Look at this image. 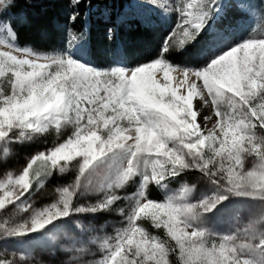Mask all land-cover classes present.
<instances>
[{"label":"snow or ice","instance_id":"6c2138e0","mask_svg":"<svg viewBox=\"0 0 264 264\" xmlns=\"http://www.w3.org/2000/svg\"><path fill=\"white\" fill-rule=\"evenodd\" d=\"M209 2L215 0L182 2L177 9L182 15L181 24L166 38L162 53L195 39L206 17L210 18L204 10ZM12 4L13 0H0V12ZM157 71L163 73L162 81ZM172 71L182 77L178 84H187V95L177 93L171 83ZM8 74L10 91L4 94L0 84V107L7 110L19 103L44 106L52 102L56 111L74 119L73 136L57 147L68 142H74V146L88 142V147L80 149L82 158L78 157L81 173L109 153L126 148L130 152L129 167L122 179L135 171L137 158L143 157L144 165L151 170L146 181H159L193 166L209 178L216 176L225 181L221 187L226 186L229 192L251 189L264 196V142L253 134L258 126L264 128V39L232 46L210 57L198 70L174 67L161 56L128 72L120 68L101 72L73 59L35 56L27 50L0 47V78ZM200 80L202 85L197 84ZM54 87L61 94L55 100ZM197 94L202 103L194 108L193 96ZM204 106L212 109L211 114H202ZM201 116L203 128L198 119ZM18 122L19 118L9 120L6 126L12 129ZM94 143L97 146L93 147ZM245 155L256 156L258 162L245 169ZM3 195L6 200L15 193ZM72 196L73 190H60L65 211L56 216L68 214ZM225 198L221 194L213 199L219 203ZM206 203L201 201L200 206ZM215 203L204 210L210 211ZM142 215L150 218L156 229L163 228V238L137 223ZM192 215L191 205L172 200L138 202L128 227L107 245L103 264H172V254L177 256L178 264H249L237 254L232 237L207 245L204 232L187 222ZM33 224L34 228L43 226L35 217ZM260 243L264 244V240Z\"/></svg>","mask_w":264,"mask_h":264},{"label":"rangeland","instance_id":"374dc122","mask_svg":"<svg viewBox=\"0 0 264 264\" xmlns=\"http://www.w3.org/2000/svg\"><path fill=\"white\" fill-rule=\"evenodd\" d=\"M133 2L150 8L174 31L182 20V15L177 9L186 0ZM204 10L210 18L206 17L207 22L203 29L208 28L214 33V38L205 46L209 58L248 40L264 39V29L256 31L257 33H244L249 15L233 0L206 3ZM11 41L12 36L7 28L0 25V47L14 49ZM61 59H73L81 63L72 51ZM115 68L125 72L132 70L123 66ZM174 74L177 72H170V76ZM10 78L11 74L0 78V84L8 89L4 94L10 91L7 83ZM157 78L162 81L163 73L157 71ZM202 83V80L197 81L198 85ZM184 91L188 93V86ZM52 93L53 100L61 95L55 87ZM193 102L194 108L200 107L202 101L199 100L198 94L193 96ZM211 110L208 106L201 108L202 114H211ZM17 118L19 122L9 129L6 121ZM198 119L203 128L202 116ZM49 130L70 132L63 139L64 142L73 136L76 124L71 116L67 118L65 114L56 111L52 102L44 106L19 103L7 110L0 107V147L30 142L38 134ZM253 134L259 141L264 142V128L258 126ZM57 146L31 156L20 171L9 173L0 180V264H103L109 250L107 245L113 244L117 234L128 227L137 203L146 199L156 201L153 197L157 193L160 195L158 202L172 200L179 205L192 206L193 215L187 222L192 228L204 232L203 240L207 245L219 243L226 236L232 237L240 257L247 259L249 264H264V244L260 243L264 240V196L254 194L251 189L229 192L226 186L221 187L222 183L226 185L225 181L216 176L209 178L193 166L182 168L173 175H165L159 181H146L145 176L150 177L151 170L144 165L143 157L137 158L135 171L127 179H122L129 167L130 152L126 148L109 153L81 173L80 149L88 147V142L81 141L76 146L74 142H68L64 147ZM95 146L97 145L94 143L93 147ZM257 162L254 155L244 157L245 169L253 167ZM48 170L58 174L71 172L75 176L66 187L73 190L67 215L56 216L65 211L60 201V190L64 188L57 189L58 187L46 206L40 209L36 207L29 212L31 204L25 200L26 193L32 185H36L38 191L42 189L41 174ZM21 177H24L23 182L20 181ZM5 192L9 195L13 192L15 195L5 200ZM221 194L226 198L215 203L213 198L218 199ZM109 199L113 206L107 203ZM201 201L207 203L201 207ZM16 203L19 213L12 220L8 219L13 215L7 216L3 211ZM212 203H215V207L205 211L204 208ZM53 204H56V207H52ZM105 204V207H100ZM34 217L42 227L34 228ZM137 223L154 235H159L155 231L160 230L159 236L163 238V228L156 229L150 218L142 215ZM146 224L155 231H148ZM170 260L172 264H178L175 254L170 256Z\"/></svg>","mask_w":264,"mask_h":264},{"label":"trees","instance_id":"16d2710c","mask_svg":"<svg viewBox=\"0 0 264 264\" xmlns=\"http://www.w3.org/2000/svg\"><path fill=\"white\" fill-rule=\"evenodd\" d=\"M233 1L250 16L244 33L264 29V0ZM0 25L11 34L14 49L59 58L72 51L82 64L102 71L118 66L134 69L161 56L174 67L197 70L209 59L205 46L214 38V33L204 28L183 47L174 46L162 53L173 29L150 8L133 0H13L11 7L0 12ZM69 133L49 130L30 142L0 147V180L20 171L31 156L60 144ZM41 175L42 189L38 191L32 185L25 196L31 204L29 212L46 206L56 187L66 188L75 178L71 172L49 170ZM153 199L159 200L160 195L157 193ZM17 207L16 203L3 211L13 215L8 219L16 217ZM145 228L155 231L148 224ZM155 233L160 235L161 231Z\"/></svg>","mask_w":264,"mask_h":264},{"label":"bare ground","instance_id":"6f19581e","mask_svg":"<svg viewBox=\"0 0 264 264\" xmlns=\"http://www.w3.org/2000/svg\"><path fill=\"white\" fill-rule=\"evenodd\" d=\"M171 78H172L171 79L172 85L177 88V93H183V95H184V93L187 94V91H184V89L187 87L186 84H182V86L180 84H178V81H181L182 77L179 76L177 73V74L172 75Z\"/></svg>","mask_w":264,"mask_h":264},{"label":"clouds","instance_id":"9594fccd","mask_svg":"<svg viewBox=\"0 0 264 264\" xmlns=\"http://www.w3.org/2000/svg\"><path fill=\"white\" fill-rule=\"evenodd\" d=\"M159 147H161V148H162V147H163V145H160ZM64 191H65V192H67V189H65Z\"/></svg>","mask_w":264,"mask_h":264}]
</instances>
